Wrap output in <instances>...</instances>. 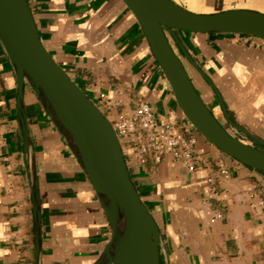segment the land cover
<instances>
[{
	"label": "crops",
	"instance_id": "obj_1",
	"mask_svg": "<svg viewBox=\"0 0 264 264\" xmlns=\"http://www.w3.org/2000/svg\"><path fill=\"white\" fill-rule=\"evenodd\" d=\"M27 2L45 49L110 121L117 113L131 115L144 101L158 124L170 123L195 139L200 160L194 169L170 154L157 163L150 156L139 158L129 139L121 141L129 176L159 230V264H264V171L224 153L188 122L125 3ZM205 2L212 12L224 10L223 0ZM176 34L219 93L224 110L169 37L214 117L231 134L228 119L264 141V39L244 33ZM17 96L15 70L0 42V264H90L111 233L105 209L31 87L24 86L22 114ZM220 164L228 178L219 173ZM208 210L219 216L210 220Z\"/></svg>",
	"mask_w": 264,
	"mask_h": 264
},
{
	"label": "water",
	"instance_id": "obj_2",
	"mask_svg": "<svg viewBox=\"0 0 264 264\" xmlns=\"http://www.w3.org/2000/svg\"><path fill=\"white\" fill-rule=\"evenodd\" d=\"M122 1L137 19L188 122L224 153L264 171V141L230 119L234 134L222 126L201 99L169 41L172 37L183 56L220 99L212 82L184 48L176 30L244 33L264 39V13L247 8L196 13L173 0ZM0 42L15 70L21 114L24 86L28 84L80 159L105 209L111 233L90 264H159L158 227L129 176L111 122L45 49L27 0H0ZM220 103L224 110L221 99ZM34 200L38 255L39 213L35 183Z\"/></svg>",
	"mask_w": 264,
	"mask_h": 264
},
{
	"label": "built area",
	"instance_id": "obj_3",
	"mask_svg": "<svg viewBox=\"0 0 264 264\" xmlns=\"http://www.w3.org/2000/svg\"><path fill=\"white\" fill-rule=\"evenodd\" d=\"M110 122L120 144L123 139H129L132 152L139 158L150 156L157 163L170 154L188 169H194L200 160L194 149L195 139L185 136L170 123L158 124L151 107L144 101L137 103L131 115L117 113ZM219 173L229 177L223 164L219 165ZM207 215L210 220L219 216L212 210Z\"/></svg>",
	"mask_w": 264,
	"mask_h": 264
},
{
	"label": "bare ground",
	"instance_id": "obj_4",
	"mask_svg": "<svg viewBox=\"0 0 264 264\" xmlns=\"http://www.w3.org/2000/svg\"><path fill=\"white\" fill-rule=\"evenodd\" d=\"M174 2L178 3L177 0H173ZM182 1V0H181ZM184 7L190 11L196 13H212L213 8L206 4L205 0H183ZM229 1V0H223ZM239 5V4H238ZM240 5L244 6L245 8H256L260 12L264 13V0H240Z\"/></svg>",
	"mask_w": 264,
	"mask_h": 264
},
{
	"label": "rangeland",
	"instance_id": "obj_5",
	"mask_svg": "<svg viewBox=\"0 0 264 264\" xmlns=\"http://www.w3.org/2000/svg\"><path fill=\"white\" fill-rule=\"evenodd\" d=\"M179 5L183 6L184 7V1L182 0H177ZM244 1H247V0H244ZM239 4V5H238ZM236 8H245L244 6L240 5V0H229V1H226L224 3V10H228V9H236ZM247 9H253V10H257L259 11L258 9L256 8H248ZM230 131L232 133H234V130L232 128H230ZM122 148V146H121Z\"/></svg>",
	"mask_w": 264,
	"mask_h": 264
}]
</instances>
